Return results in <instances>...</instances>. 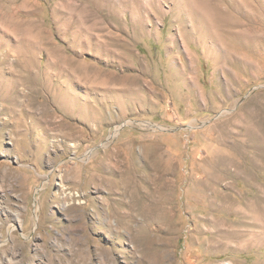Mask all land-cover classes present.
<instances>
[{"label": "rangeland", "instance_id": "obj_1", "mask_svg": "<svg viewBox=\"0 0 264 264\" xmlns=\"http://www.w3.org/2000/svg\"><path fill=\"white\" fill-rule=\"evenodd\" d=\"M262 263L264 0H0V264Z\"/></svg>", "mask_w": 264, "mask_h": 264}, {"label": "bare ground", "instance_id": "obj_2", "mask_svg": "<svg viewBox=\"0 0 264 264\" xmlns=\"http://www.w3.org/2000/svg\"><path fill=\"white\" fill-rule=\"evenodd\" d=\"M62 56H63V54H61ZM63 58L65 59V61L66 62H69V63H73L72 62V60L70 59V58H68V57H66V56H63ZM72 66H73V64H72ZM59 67H62V66H59ZM65 70H67L66 68H65ZM65 70H63L62 69V73L64 74V72H66ZM73 70H75L77 73H80V68L79 67H76V68H74L73 67ZM64 71V72H63ZM37 73V72H36ZM82 73V72H81ZM41 75V74H40ZM73 76H75V75H73ZM36 78V77H35ZM74 78V77H73ZM24 119V118H23ZM23 119H20V121H19V124L20 125H22V124H24V121H23ZM262 264H264V263H262Z\"/></svg>", "mask_w": 264, "mask_h": 264}, {"label": "water", "instance_id": "obj_3", "mask_svg": "<svg viewBox=\"0 0 264 264\" xmlns=\"http://www.w3.org/2000/svg\"><path fill=\"white\" fill-rule=\"evenodd\" d=\"M205 124H203V126H204ZM199 128V127H198ZM161 129V128H160ZM182 129H186V130H188V129H190V130H194V129H196V127H193L192 125H188V126H185L184 128H182ZM161 130H163V129H161Z\"/></svg>", "mask_w": 264, "mask_h": 264}]
</instances>
